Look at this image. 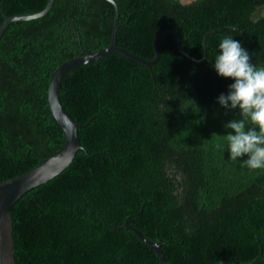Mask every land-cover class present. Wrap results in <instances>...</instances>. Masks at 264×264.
Wrapping results in <instances>:
<instances>
[{
	"label": "trees",
	"instance_id": "obj_1",
	"mask_svg": "<svg viewBox=\"0 0 264 264\" xmlns=\"http://www.w3.org/2000/svg\"><path fill=\"white\" fill-rule=\"evenodd\" d=\"M48 0H0L3 15ZM120 52L65 72L58 97L82 147L9 215L17 264H157L131 229L161 241L170 264H264V169L229 159L224 125L238 109L218 102L231 78L213 65L232 36L264 67V0H114ZM109 0H54L41 17L9 23L0 37V182L57 151L64 131L47 97L63 61L110 42ZM191 56L193 58H191ZM195 58V59H194ZM258 130V129H257ZM220 143L224 146L217 149ZM113 226V227H112Z\"/></svg>",
	"mask_w": 264,
	"mask_h": 264
},
{
	"label": "water",
	"instance_id": "obj_2",
	"mask_svg": "<svg viewBox=\"0 0 264 264\" xmlns=\"http://www.w3.org/2000/svg\"><path fill=\"white\" fill-rule=\"evenodd\" d=\"M53 1L54 0H48L44 8L35 12H26L14 15L4 14L3 21L0 24V37L6 26L12 21L34 19L46 14L52 7ZM109 1H111L115 7V17L109 44L106 47L95 51L85 49L84 54L69 58L60 63L50 75L47 97L51 112L64 131L65 137L63 144L57 151L44 158L39 164L32 167L28 171L6 181L0 182V264H17L14 257V242L9 215L11 206L27 190L36 187L59 174L71 163L77 150L82 147L78 132V128L81 127L82 124L74 120V118L62 105L58 97V85L63 74L75 66L100 59L114 51L120 52L144 63L147 66H150L159 58L160 52L157 42L162 34L172 33L176 37L178 44L180 42L179 35L175 30L166 29L160 32L154 39L155 56L152 59H145L131 53L117 44L116 31L124 23H118L117 5L114 0ZM191 58L193 57L191 56ZM119 227L131 229L147 245L153 248L158 257L157 264H170L161 250V241L148 239L138 229L129 225L128 219H126ZM217 264L233 263L219 262Z\"/></svg>",
	"mask_w": 264,
	"mask_h": 264
},
{
	"label": "clouds",
	"instance_id": "obj_3",
	"mask_svg": "<svg viewBox=\"0 0 264 264\" xmlns=\"http://www.w3.org/2000/svg\"><path fill=\"white\" fill-rule=\"evenodd\" d=\"M214 69L224 78H231L227 95L220 94L218 102L225 109H238L239 118L228 121L224 127L232 132L224 135L229 159L241 157L250 170L264 169V67L251 63L249 52L232 36L219 43ZM258 129V130H257ZM224 145L218 143L217 149Z\"/></svg>",
	"mask_w": 264,
	"mask_h": 264
},
{
	"label": "rangeland",
	"instance_id": "obj_4",
	"mask_svg": "<svg viewBox=\"0 0 264 264\" xmlns=\"http://www.w3.org/2000/svg\"><path fill=\"white\" fill-rule=\"evenodd\" d=\"M181 1H183V2H189L191 0H181ZM262 10L264 11V6L262 7Z\"/></svg>",
	"mask_w": 264,
	"mask_h": 264
}]
</instances>
